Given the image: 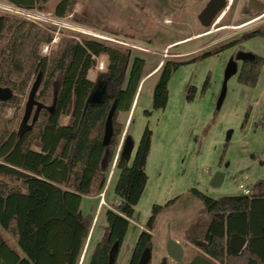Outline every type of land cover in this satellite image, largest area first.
Returning a JSON list of instances; mask_svg holds the SVG:
<instances>
[{
    "label": "trees",
    "instance_id": "1",
    "mask_svg": "<svg viewBox=\"0 0 264 264\" xmlns=\"http://www.w3.org/2000/svg\"><path fill=\"white\" fill-rule=\"evenodd\" d=\"M2 1L40 12L48 0ZM74 5L75 0L58 1L53 16L66 18ZM71 21L78 22L75 17ZM256 37L264 38V29L245 32L213 53ZM52 40L53 29L0 14V87L12 93L8 101L0 102V264H79L93 214H82L74 207L81 194L96 196L103 191L123 131L119 116L131 110L143 78L145 61L138 56L131 61L128 48L95 37L75 40L63 36L43 55L42 47ZM99 56L105 58V66L95 72L94 80L89 79ZM182 64L168 60L157 71L152 109L165 108L168 82ZM262 66L264 58L257 55L252 62H244L237 81L254 87ZM38 73L41 84L35 99L44 107L53 106V111L42 109L33 126L19 136L24 104ZM99 82L106 85L103 102L86 104ZM194 92L193 87L187 90L188 100ZM9 107L16 110L11 118L6 117ZM110 111L111 135L104 144ZM61 116L69 118L64 126L58 123ZM150 144L151 132L146 129L131 161L120 155L115 159L118 176L113 193L119 202L104 212L103 235L90 252L86 251L85 264H109L114 244L118 247L116 259L147 182ZM191 194L201 202L206 220L194 222L184 232V239L199 249L188 264H264V180L254 183L249 195L239 193L216 200L196 190ZM173 203L153 207L128 264H138L142 252L151 250L155 218ZM232 235L245 239L239 253L230 249Z\"/></svg>",
    "mask_w": 264,
    "mask_h": 264
},
{
    "label": "rangeland",
    "instance_id": "2",
    "mask_svg": "<svg viewBox=\"0 0 264 264\" xmlns=\"http://www.w3.org/2000/svg\"><path fill=\"white\" fill-rule=\"evenodd\" d=\"M58 1L48 0L44 10L30 11L32 17H29L11 12L0 0V14L53 29V40L49 46L42 47L43 55L60 37L82 40L95 37L92 35L95 33L126 43L124 46L103 40L110 45L128 48L131 61L135 56L143 58L144 78L165 61L184 62L168 82L164 109H152L157 73L144 81L132 107L127 135L133 142L129 161L144 131L151 132L145 165L147 182L134 208V217L115 264L129 263L137 237L145 230L153 207H164L170 201L174 202L172 206L163 209L155 218L150 264H188L199 249L184 239V232L194 222L206 220L201 202L191 191H199L217 200L238 195L240 184L251 189L254 183L264 180V66L252 88L240 84L237 75L229 78L224 100L216 110L229 57L243 50L264 58V38H252L241 46L213 53L245 32L264 29V14L258 17L243 14L242 7L247 0H228L227 8L210 27L204 28L197 15L208 0H75L72 13L64 19H57L53 16V8ZM73 17L78 22L71 21ZM207 52L212 54L192 60ZM96 61L95 68L88 74L92 80L95 72L102 71L105 66L103 56ZM240 65L237 64L239 69ZM192 87L195 89L193 99L188 100L187 90ZM15 111L9 107L6 117L11 118ZM146 111L150 112L149 115L144 114ZM125 118L120 115L118 120L123 123ZM68 119L61 116L59 125H66ZM229 131L230 137L226 138ZM118 155L117 148L115 157ZM114 162L115 158L103 191L96 196L81 194L74 207L82 214H93L79 264H85L86 251L90 252L103 235L104 212L119 202L113 193L118 176ZM217 172L223 174V180L220 186L212 187L210 181ZM168 240H178L183 248L181 261L175 262L166 256Z\"/></svg>",
    "mask_w": 264,
    "mask_h": 264
},
{
    "label": "water",
    "instance_id": "3",
    "mask_svg": "<svg viewBox=\"0 0 264 264\" xmlns=\"http://www.w3.org/2000/svg\"><path fill=\"white\" fill-rule=\"evenodd\" d=\"M227 8V0H208L203 9L197 15V20L199 24L208 28L213 23L214 19ZM252 9L256 17L264 14V2L259 0H248L246 7ZM244 8V10H245ZM245 14V11H243ZM255 55L250 52L237 51L233 57H230L223 73V80L216 102V110H219L226 93V84L229 78L234 76L237 72V62L253 61ZM41 84V74L38 73L35 80L33 81L30 90L28 92L27 99L24 104V112L22 119L20 121L17 134L20 136L25 130L30 129L36 122L38 115L42 109H47L48 111H53V106L44 107L40 102H38L35 97ZM106 95V85L102 83H97L94 89L91 91L86 99V104L88 105H99L103 102ZM12 96L11 91L8 88L0 87V102L8 101ZM111 114H108L105 122V130L103 136V143L107 144L111 135ZM231 131L227 133V137H230ZM133 150V142L129 136H125L121 146L119 155L124 159H129ZM223 174L217 172L211 179L210 185L212 187H218L222 183ZM200 244V243H198ZM203 245V244H200ZM245 245V239L239 235H232L230 238L229 246L232 252L239 253ZM117 245L114 244L109 252V264H113L115 261V255L117 253ZM166 256L175 262H179L183 258V248L179 243L173 240H168L165 245ZM150 261V250L145 249L140 258L138 264H148ZM165 264V263H163Z\"/></svg>",
    "mask_w": 264,
    "mask_h": 264
},
{
    "label": "built area",
    "instance_id": "4",
    "mask_svg": "<svg viewBox=\"0 0 264 264\" xmlns=\"http://www.w3.org/2000/svg\"><path fill=\"white\" fill-rule=\"evenodd\" d=\"M4 6H6V8L8 9V10H11V12H14L15 14H18V15H22V16H29V17H32V15H31V13H30V11H26V10H23V9H20V8H16V7H13V6H11V5H8V4H6V5H4ZM92 33V32H91ZM90 32H89V34H91ZM93 36H95V37H99V38H101L102 40H105V41H110V42H114V43H116V44H120V45H124V46H126L125 44L126 43H124L123 41H119V40H117V39H114V38H112V37H108V36H105V35H95V34H92ZM238 188H239V193L240 194H244V195H249L250 194V189H248L247 187H245L244 185H242V184H240L239 186H238Z\"/></svg>",
    "mask_w": 264,
    "mask_h": 264
},
{
    "label": "crops",
    "instance_id": "5",
    "mask_svg": "<svg viewBox=\"0 0 264 264\" xmlns=\"http://www.w3.org/2000/svg\"><path fill=\"white\" fill-rule=\"evenodd\" d=\"M158 70V69H157ZM157 73V71H155L153 74H151L150 76H148L147 78L149 79V78H151L154 74H156ZM147 78H142V81H141V83H140V85H139V88H138V90H137V94H136V96H135V100H134V102H133V105H132V107L134 106V103L136 102V99H137V96H138V93H139V90L141 89V87H142V85H143V83H144V81H146L147 80ZM132 107H131V110L129 111V113L128 114H125V121L123 122V131H122V134H121V137H120V140H119V147H117L118 148V150L120 151V146H121V143H122V141H123V139H124V137L125 136H127L128 135V130H129V126L130 125H128V121H129V118H130V115H131V112H132ZM117 158V156L115 157V159ZM101 207V206H100ZM177 243H179L178 242V240H175ZM183 255H184V253H183ZM196 255V254H195ZM194 255V256H195ZM193 256V257H194ZM192 257V258H193Z\"/></svg>",
    "mask_w": 264,
    "mask_h": 264
},
{
    "label": "flooded vegetation",
    "instance_id": "6",
    "mask_svg": "<svg viewBox=\"0 0 264 264\" xmlns=\"http://www.w3.org/2000/svg\"><path fill=\"white\" fill-rule=\"evenodd\" d=\"M248 1V0H247ZM247 1H246V3H245V5L242 7V13H243V11H245V14L246 15H251V14H254V12H253V10L252 9H249V8H245L246 7V4H247ZM227 2H228V0H227ZM244 8H245V10H244ZM244 14V13H243ZM239 51H243V50H239ZM246 52V51H245ZM236 54V53H235ZM234 54V55H235ZM233 55V56H234ZM233 56H230V57H233ZM256 56V55H255ZM229 57V58H230ZM229 60V59H228ZM228 62V61H227ZM244 62H252V61H244ZM244 62H240V61H238L237 62V64L238 63H240L241 65L244 63ZM227 64V63H226ZM241 65H240V68H241ZM162 66V65H161ZM226 66V65H225ZM160 69V67L158 68V70ZM157 70V71H158ZM238 71H239V68H238V66H237V72H236V74L234 75V76H236L237 74H238Z\"/></svg>",
    "mask_w": 264,
    "mask_h": 264
},
{
    "label": "bare ground",
    "instance_id": "7",
    "mask_svg": "<svg viewBox=\"0 0 264 264\" xmlns=\"http://www.w3.org/2000/svg\"><path fill=\"white\" fill-rule=\"evenodd\" d=\"M248 24H249V23L244 24L243 26H246V25H248ZM93 34H95V33H93ZM95 35H97V34H95ZM177 44H179V42H178V43H173L172 45L169 46V48L172 47L173 45H177ZM158 68H159V67H157V68L155 69V71H157ZM155 71H154V72H155Z\"/></svg>",
    "mask_w": 264,
    "mask_h": 264
}]
</instances>
